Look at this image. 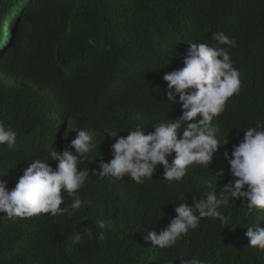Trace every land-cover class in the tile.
I'll return each instance as SVG.
<instances>
[{"label":"trees","instance_id":"obj_1","mask_svg":"<svg viewBox=\"0 0 264 264\" xmlns=\"http://www.w3.org/2000/svg\"><path fill=\"white\" fill-rule=\"evenodd\" d=\"M218 31L235 39L227 50L241 87L213 120L228 143L212 164L190 166L179 183L163 179L162 165L143 184L100 177V157L109 161L115 142L103 128L126 136L143 126L147 134L155 123L179 117V97L166 100L163 75L183 67L188 43L215 45ZM65 116L84 122L98 145L79 165L90 172L80 190L88 204L72 211V197L63 193L69 212L61 216L0 213V264H180L181 257L264 264V252L248 247L245 235L249 223L264 227V210L245 219L239 199L221 208L230 224L241 225L235 229L205 218L173 248L144 240L176 215L178 196L191 203L212 191L220 195L232 179L225 151L231 154L244 126L264 120V0H0V121L17 132L14 148L0 145V178L9 190L29 160L58 149L65 136L55 123ZM101 219L112 223L103 240ZM85 228L91 235L73 244Z\"/></svg>","mask_w":264,"mask_h":264},{"label":"clouds","instance_id":"obj_2","mask_svg":"<svg viewBox=\"0 0 264 264\" xmlns=\"http://www.w3.org/2000/svg\"><path fill=\"white\" fill-rule=\"evenodd\" d=\"M14 36L6 37L4 42L12 44ZM212 40L215 45L188 43L183 67L163 75L167 82L166 92H163L166 100L175 104L179 97L182 111L179 117L155 123L154 131L147 134L143 126L127 131L126 136L110 127L103 128L105 138H114L115 142L110 149L112 158L105 162L100 157L97 172L100 177L112 178L115 182L127 176L136 184H143L145 179L153 178L157 165H162L163 179L179 183L190 166L212 164L219 148L228 143V138L223 142L219 139V128L213 120L224 112L227 100L238 95L241 87L239 71L227 50L235 47V39L218 31L212 33ZM7 45L3 44L1 48L7 50ZM55 124L65 136L58 149L48 152L43 159L29 160V166L11 190L6 186L7 181L0 178V213H6L9 218L64 215L69 208L61 206L65 204L63 193L72 197V211L88 204L81 197L80 190L88 181L90 172L88 167L79 165L98 147L93 143L94 133L88 131L84 122L70 116L56 119ZM253 124L243 127V138L233 146L231 154L224 153L229 160L232 179L220 195L212 191L198 199L193 198L191 203L178 196L176 201L180 202L174 208L176 215L159 232L155 228L146 231L145 241L161 249L173 248L205 218L218 220L222 227L227 225L235 229L241 225L230 224L229 218L221 211L231 205V199L241 201L245 219L264 210V120H256ZM16 137L17 132L0 121V145L6 144L12 149ZM169 156L173 157L171 162ZM51 161H56L55 167ZM97 225L101 229L98 238L103 240L104 230L111 228L112 223L101 219ZM246 227L248 247L264 252V227L259 223H249ZM90 235V230L85 228L83 234L76 232L71 241L77 244ZM174 262V259L169 260V264ZM180 264H204V261L197 257H181Z\"/></svg>","mask_w":264,"mask_h":264}]
</instances>
